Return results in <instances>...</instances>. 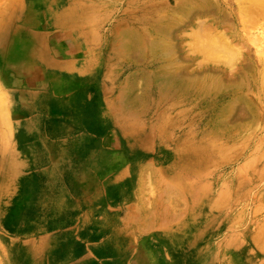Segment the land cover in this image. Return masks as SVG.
<instances>
[{"label":"rangeland","instance_id":"rangeland-1","mask_svg":"<svg viewBox=\"0 0 264 264\" xmlns=\"http://www.w3.org/2000/svg\"><path fill=\"white\" fill-rule=\"evenodd\" d=\"M94 1L80 105L60 73L0 56V264H264V31L245 1Z\"/></svg>","mask_w":264,"mask_h":264},{"label":"crops","instance_id":"crops-1","mask_svg":"<svg viewBox=\"0 0 264 264\" xmlns=\"http://www.w3.org/2000/svg\"><path fill=\"white\" fill-rule=\"evenodd\" d=\"M11 3L7 18L4 20L12 24L11 31L0 42V56L2 55L7 63L6 70L17 73L23 79H29L38 74L44 76L43 79L50 80L53 77L47 76L48 71L60 73L61 83L64 82L62 84L65 87L70 85V88H74L79 93L74 102L80 105L79 99L84 93L83 82L75 78L92 76L100 68L101 56L97 46L98 2L94 0H27L25 6L20 0H13ZM103 3H108V0H103ZM102 62L104 64V59ZM20 85L18 83L17 87ZM43 86L44 84L40 89ZM67 97H62V100L69 102ZM21 137L22 134L18 133V139ZM176 242V239H172L170 252L177 251ZM186 259L184 264H194L192 254Z\"/></svg>","mask_w":264,"mask_h":264},{"label":"bare ground","instance_id":"bare-ground-1","mask_svg":"<svg viewBox=\"0 0 264 264\" xmlns=\"http://www.w3.org/2000/svg\"><path fill=\"white\" fill-rule=\"evenodd\" d=\"M245 1V5H243L242 7H241V23L242 24H244V25H246V26H248L249 28H251V29H253L254 27H257V28H262V30H260V34L262 33V31H264V0H244ZM100 3V2H99ZM41 4V3H40ZM207 5V4H206ZM23 6V5H22ZM38 6V5H37ZM21 10H22V8H20ZM33 10V9H32ZM35 10V9H34ZM20 11V10H19ZM35 13V12H34ZM68 16V15H67ZM22 17V16H21ZM14 19V18H13ZM8 20V19H7ZM30 21V20H29ZM29 21H27V22H29ZM15 22V21H14ZM58 22V21H57ZM16 23V22H15ZM26 23V22H25ZM76 24V23H75ZM15 25V24H14ZM27 25V24H26ZM73 25V24H72ZM1 26V25H0ZM3 26V25H2ZM22 26V25H21ZM28 26V25H27ZM11 27V26H10ZM17 27V26H16ZM2 28V27H1ZM256 28V30H258ZM16 29V28H15ZM115 29V28H114ZM251 29H250V32H251ZM38 30V29H37ZM8 32L9 31H7V30H5V31H2V32H0V42H1V39L2 38H4L5 37V35H7L8 34ZM24 32V31H23ZM128 32V31H127ZM127 32H124V34H126ZM248 32H249V29H248ZM13 33V32H12ZM20 33H21V31H20ZM123 33V32H122ZM264 33V32H263ZM23 34V33H22ZM42 34V33H41ZM128 34H129V32H128ZM34 35V34H33ZM132 35V34H131ZM262 35V34H261ZM19 36V35H18ZM24 36V35H23ZM35 36V35H34ZM127 37H128V35H126ZM236 36V35H235ZM38 37V36H37ZM119 37V36H118ZM129 37H130V35H129ZM124 38V37H123ZM17 39V38H16ZM40 38H38V40H39ZM44 39V38H43ZM120 39H122V38H120ZM263 39V38H262ZM3 40V39H2ZM25 40V39H24ZM23 40V41H24ZM37 39H36V42L38 41ZM131 40V39H130ZM19 41V40H18ZM124 41H126V40H124ZM123 40H122V42H124ZM263 41H264V39H263ZM9 42V41H8ZM29 42H30V40H29ZM40 42V41H39ZM38 42V43H39ZM127 42V41H126ZM130 42V41H129ZM251 42V41H250ZM253 42V41H252ZM37 43V44H38ZM28 44V43H27ZM26 44V45H27ZM254 44V43H253ZM23 45V44H22ZM42 45V44H41ZM129 45V44H128ZM225 46L224 47H227V49H228V47L230 46V44H228V43H226V44H224ZM27 47V46H26ZM126 47H128V46H126ZM161 47V46H160ZM22 48H24V47H22ZM22 48H20V49H22ZM123 48V47H122ZM231 48V47H230ZM43 49V48H42ZM114 49V48H113ZM118 49V48H117ZM123 49H125V47L123 48ZM140 49V48H139ZM210 49V48H209ZM238 49V48H237ZM22 51V50H21ZM210 51V50H209ZM261 51V50H260ZM37 52V51H36ZM21 53V52H20ZM128 53V52H127ZM262 53V52H261ZM36 54H38V52L36 53ZM160 54V53H159ZM263 54V53H262ZM27 55V54H26ZM261 55V54H260ZM259 56V55H258ZM7 57H10V56H8L7 55ZM6 57V58H7ZM12 57V56H11ZM10 57V58H11ZM14 57V56H13ZM26 57V56H25ZM39 57V56H38ZM260 57V56H259ZM234 58V57H233ZM262 58H263V55H262ZM15 59H18V58H15ZM26 59V58H25ZM217 60V59H216ZM36 64V63H35ZM35 68V67H34ZM39 68V67H38ZM8 69V68H7ZM42 69V68H41ZM50 69V68H49ZM168 69V68H167ZM21 70V69H20ZM172 73V72H171ZM17 74V73H16ZM148 74V73H147ZM167 75H168V73H166ZM159 76H160V74H159ZM42 77H44V76H42ZM163 77V76H162ZM166 77V76H165ZM165 77H163V78H165ZM154 78V77H153ZM163 78H157L158 79V83L160 84V86H166L167 84H168V80H165V79H163ZM148 78H146V80H147ZM153 80V79H152ZM173 80H175V79H173ZM151 81V80H150ZM4 82V81H3ZM45 82V81H44ZM148 82V81H147ZM172 83H174V82H172ZM177 83V82H176ZM178 84H179V82H178ZM169 85V84H168ZM184 85V84H183ZM157 86V85H156ZM169 86H171V85H169ZM179 86V85H178ZM177 86V87H178ZM197 86V85H196ZM174 87V86H173ZM211 87V86H210ZM159 88V87H158ZM168 88V87H167ZM182 88V87H181ZM128 89V88H127ZM183 89V88H182ZM171 90V89H170ZM169 90V91H170ZM173 90V89H172ZM122 92H124V91H122ZM127 92V91H126ZM173 92V91H172ZM181 92V91H180ZM2 94H3V92L1 91V89H0V97H2ZM129 94V93H128ZM127 94V95H128ZM4 95V94H3ZM131 95V94H130ZM163 95H164V93H163ZM162 95V96H163ZM121 97V96H120ZM124 97V96H123ZM122 99V98H121ZM1 100H3V99H1ZM0 100V101H1ZM123 100V99H122ZM160 100V99H159ZM8 101V100H7ZM232 101V100H231ZM3 103L4 102H6V101H2ZM2 103V104H3ZM121 103V102H120ZM246 103V102H245ZM5 104V103H4ZM7 104V103H6ZM163 104V103H162ZM161 104V105H162ZM0 106H1V104H0ZM230 106V105H229ZM228 106V107H229ZM143 107V106H142ZM2 108V107H1ZM7 108H8V106H7ZM123 108H124V106H123ZM134 110V109H133ZM1 111H3V109H1ZM9 111V110H8ZM116 111V110H115ZM126 111V110H125ZM130 111V110H129ZM137 111V110H136ZM131 112V111H130ZM2 113V112H1ZM1 118H3L4 120H5V122H4V124H8V122L6 121L7 120V117H6V115H2V117ZM1 123H2V121H1ZM3 124V123H2ZM9 125V124H8ZM8 125L6 126L7 128H9L10 127V125H9V127H8ZM6 130V129H5ZM167 130V129H166ZM1 131V130H0ZM169 136V135H168ZM175 136V135H174ZM188 136V135H187ZM163 137H165V136H163ZM179 137V136H178ZM162 138V137H161ZM180 138V137H179ZM156 139V138H155ZM185 140V139H184ZM162 142V141H161ZM186 142V141H185ZM184 143V142H183ZM188 144V143H187ZM146 149H147V147H146ZM262 150V149H261ZM144 151V150H143ZM197 156V155H196ZM216 157V156H215ZM222 158V157H221ZM6 160V159H5ZM209 161V160H208ZM9 163V162H8ZM218 166V165H217ZM10 181V180H9ZM165 181V180H164ZM219 185V184H218ZM11 187V186H10ZM138 188V187H137ZM13 189V188H12ZM165 190H166V188H165ZM167 192H168V190H166ZM16 193V192H15ZM170 194V193H169ZM181 194V193H180ZM15 195V194H14ZM172 212V211H171ZM152 213V212H151ZM136 218V217H135ZM140 220V219H139ZM151 220H152V218H151ZM141 222V221H140ZM146 222V221H145ZM123 223V222H122ZM142 226V225H141ZM144 226V225H143ZM243 230V229H242ZM131 232V231H130ZM236 239V238H235ZM162 257V256H161ZM160 260V259H159ZM187 260V259H186Z\"/></svg>","mask_w":264,"mask_h":264}]
</instances>
